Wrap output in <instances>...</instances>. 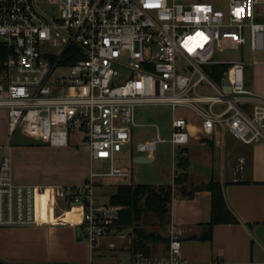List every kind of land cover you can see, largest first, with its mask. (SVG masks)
I'll return each mask as SVG.
<instances>
[{"label": "built area", "instance_id": "1", "mask_svg": "<svg viewBox=\"0 0 264 264\" xmlns=\"http://www.w3.org/2000/svg\"><path fill=\"white\" fill-rule=\"evenodd\" d=\"M221 5V0H0V45L7 49L0 112L8 130L7 142L0 144V227L80 226L95 249L122 209L98 197L97 181L131 176L116 158L132 143L133 126L148 125L136 120L139 106L173 111L170 138L158 128L155 138L136 143L142 155L155 157L160 142L185 146L196 129L212 139L230 134L246 144L264 142V113L247 107L264 108V96L248 86L249 62L215 59L217 51L264 50V0H229L227 10ZM221 63L228 68L219 81L206 66ZM203 86L217 95H202ZM179 109L192 111L199 124ZM19 129L52 146L84 142L92 163L87 180L17 182L8 152ZM95 160L109 161L110 168L96 171ZM59 200L66 206L62 217L56 215ZM168 232L166 259L140 253L136 262L186 264L183 229L171 224Z\"/></svg>", "mask_w": 264, "mask_h": 264}, {"label": "crops", "instance_id": "2", "mask_svg": "<svg viewBox=\"0 0 264 264\" xmlns=\"http://www.w3.org/2000/svg\"><path fill=\"white\" fill-rule=\"evenodd\" d=\"M248 86L264 95L261 83L251 79ZM251 110L253 114L264 113L261 107ZM180 113L188 114L194 123L199 122L190 110L182 109ZM195 131L189 144L180 148L182 164L178 163L177 167L173 160V198L165 228L158 215L145 211L135 226L110 227L102 242L92 249L80 226L0 227V261L8 264H139L136 258L140 253L152 260H164L170 247L168 227L175 224L183 229L182 258L186 264L263 263L264 142L246 144L230 134L212 139ZM86 176L60 184L75 185ZM179 176H185L183 183L177 185L179 188L204 186L211 180L221 182L226 200L240 221L210 226L211 191L201 189L191 198L185 196L182 191L177 192L174 184ZM130 183L134 181L120 184ZM56 215L62 217L57 211ZM135 227L145 229L147 234L159 233L167 241L157 236L142 239ZM136 246L143 250L136 251Z\"/></svg>", "mask_w": 264, "mask_h": 264}, {"label": "rangeland", "instance_id": "3", "mask_svg": "<svg viewBox=\"0 0 264 264\" xmlns=\"http://www.w3.org/2000/svg\"><path fill=\"white\" fill-rule=\"evenodd\" d=\"M221 2V8L227 10L229 0H221ZM241 58L249 62L246 69L248 84L253 79V82H259L264 86V50L252 52L249 47L245 46L240 50L217 51L215 55L217 60ZM200 91L202 95H217L215 90L205 86L200 87ZM216 106L220 107V104ZM247 107L252 113L251 108L256 106ZM180 112L181 109H179ZM172 116L173 111L168 107H137V122L148 125L133 126L134 137L132 143L118 153L116 158V164L129 171L133 179H131L132 176L101 177L97 181V193L98 197L101 200L103 199V202L115 193L118 184L131 180L134 183H153L158 186L162 183H168L166 186L173 184V160L177 167L178 163L183 160L180 156L181 146L174 148L169 142H160L155 152V161L152 163H139L135 161L134 157V155L139 154L136 150V143L155 138L158 128L162 137L170 138ZM7 134V117L4 112H0V144L7 142ZM85 147V143L77 139L72 140L68 146H15L11 152H8L11 153L13 159L14 178L17 182L43 185L75 182L84 174L89 175L91 172L92 163L89 159V151ZM93 167L96 171H104L110 168V162L95 160ZM87 177L80 183L85 182ZM163 179L167 181H163ZM175 187L178 190L177 192L182 191L177 185ZM186 188L191 189L193 187L187 186ZM56 211L61 215L65 213L64 201H58ZM163 228H165V225H163Z\"/></svg>", "mask_w": 264, "mask_h": 264}, {"label": "trees", "instance_id": "4", "mask_svg": "<svg viewBox=\"0 0 264 264\" xmlns=\"http://www.w3.org/2000/svg\"><path fill=\"white\" fill-rule=\"evenodd\" d=\"M7 49L0 45V69H2V62L6 58ZM207 70L211 76L216 80H221L224 72L228 68V64H213L207 65ZM1 77V71H0ZM183 161L179 162V165ZM185 176L175 178V185L182 184ZM201 189L210 190L212 193V217L209 223L213 226L216 223H237L239 218L236 213L230 208L224 193V186L221 182L211 180L204 186H197L187 189L182 186L181 190L185 196L193 197L195 192ZM173 198V185H155L153 183H130L120 184L115 193L110 196L109 202L114 205L122 206L123 209L119 211L118 217L113 221L112 226L130 225L135 226V222L146 212H152L160 218L163 225H167V217L169 215V205ZM135 232L138 237L157 236L161 241H167L159 233H148L145 229H138L135 227ZM141 239V240H142ZM137 245V243H136ZM170 245V237H169ZM143 250L142 247L136 246V251Z\"/></svg>", "mask_w": 264, "mask_h": 264}, {"label": "water", "instance_id": "5", "mask_svg": "<svg viewBox=\"0 0 264 264\" xmlns=\"http://www.w3.org/2000/svg\"><path fill=\"white\" fill-rule=\"evenodd\" d=\"M227 90L230 91V86H227ZM14 146H49L50 144L44 140L32 138L26 136L19 129L13 138L12 141ZM155 160V157H150L147 155L139 154L135 156V161L139 163H152Z\"/></svg>", "mask_w": 264, "mask_h": 264}, {"label": "bare ground", "instance_id": "6", "mask_svg": "<svg viewBox=\"0 0 264 264\" xmlns=\"http://www.w3.org/2000/svg\"><path fill=\"white\" fill-rule=\"evenodd\" d=\"M43 207H45V205L43 204ZM74 219L76 222H79L81 220V215L79 212L74 214Z\"/></svg>", "mask_w": 264, "mask_h": 264}]
</instances>
